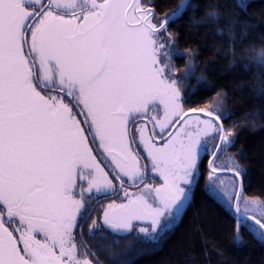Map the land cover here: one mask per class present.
<instances>
[{
    "label": "snow or ice",
    "instance_id": "snow-or-ice-1",
    "mask_svg": "<svg viewBox=\"0 0 264 264\" xmlns=\"http://www.w3.org/2000/svg\"><path fill=\"white\" fill-rule=\"evenodd\" d=\"M164 7L0 0V264H101L105 242L125 236L137 245L110 259L135 264L195 212L201 180L234 245L245 232L264 242V200L245 194L243 148L229 151L240 129L227 93L195 103L207 76L178 46L186 24L246 32L247 3H207L199 16L192 0ZM249 59L264 72V49Z\"/></svg>",
    "mask_w": 264,
    "mask_h": 264
},
{
    "label": "trees",
    "instance_id": "trees-1",
    "mask_svg": "<svg viewBox=\"0 0 264 264\" xmlns=\"http://www.w3.org/2000/svg\"><path fill=\"white\" fill-rule=\"evenodd\" d=\"M180 0H158L166 7L161 12L174 8ZM200 5L197 16L203 14L207 3H219L221 6L236 3V0H192ZM247 3V16L252 25L246 32L238 28L235 38L230 39L218 34L214 25L186 24L178 28V46L188 49L195 55L196 76L202 72L207 76L208 86L195 89L200 104L211 98L217 91L227 93V106L235 113L239 139L235 153L241 147L244 155L240 162L247 169L245 194L264 200V95L260 93V81L264 72L250 63L254 52L264 49V0H240ZM224 11L230 12L231 9ZM223 15L221 19H223ZM174 61L181 72L186 69V57L175 56ZM188 83V82H186ZM197 81L191 79L189 87ZM248 113L247 119H243ZM251 121H255L253 126ZM201 187L195 192V212L189 210L173 231L162 241L159 250L141 255L135 264H264V242L254 239L245 232V243L236 246L232 243L229 231L230 218L220 207L207 198ZM97 244V243H96ZM105 248L99 252L103 264H114L109 253L131 249L137 245L132 236L120 239L118 245L105 242ZM95 247V246H94Z\"/></svg>",
    "mask_w": 264,
    "mask_h": 264
},
{
    "label": "flooded vegetation",
    "instance_id": "flooded-vegetation-1",
    "mask_svg": "<svg viewBox=\"0 0 264 264\" xmlns=\"http://www.w3.org/2000/svg\"><path fill=\"white\" fill-rule=\"evenodd\" d=\"M100 199H101V201L104 200V198H100ZM92 215H93V217H95V216L97 215V213L93 212ZM89 223H91V220H89ZM84 231H85V235H84V237H83L84 241H85L88 245L94 247V246L96 245L97 241H96V240H91V239H89V237H88L87 234H86V233H87V226H85ZM132 237H133V236H132ZM97 255L99 256V252H97ZM99 259H100V256H99ZM100 262H101V264H103L102 261H101V259H100Z\"/></svg>",
    "mask_w": 264,
    "mask_h": 264
},
{
    "label": "rangeland",
    "instance_id": "rangeland-1",
    "mask_svg": "<svg viewBox=\"0 0 264 264\" xmlns=\"http://www.w3.org/2000/svg\"><path fill=\"white\" fill-rule=\"evenodd\" d=\"M230 175H231V174H225L224 178L227 180V179L229 178ZM252 211L255 212V213L258 215L259 212H260V209H253Z\"/></svg>",
    "mask_w": 264,
    "mask_h": 264
}]
</instances>
